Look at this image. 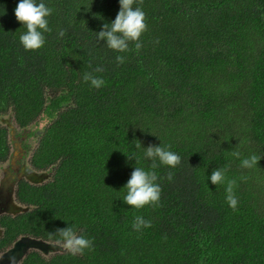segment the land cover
<instances>
[{"label":"trees","instance_id":"trees-1","mask_svg":"<svg viewBox=\"0 0 264 264\" xmlns=\"http://www.w3.org/2000/svg\"><path fill=\"white\" fill-rule=\"evenodd\" d=\"M43 2L51 31L25 51L19 0H0V116L20 129L50 120L29 158L50 178L18 182L15 199L30 209L0 216V251L19 236L54 242L48 233L74 225L93 250H34L19 264H264V0H143L142 48L123 53L96 36L119 0ZM159 144L181 163L155 169L159 205L136 210L123 187L134 167L151 170L143 148ZM9 153L0 124V163ZM253 154L257 167H241ZM216 169L236 181L235 210L227 183L208 179ZM136 216L151 227L135 231Z\"/></svg>","mask_w":264,"mask_h":264},{"label":"clouds","instance_id":"clouds-1","mask_svg":"<svg viewBox=\"0 0 264 264\" xmlns=\"http://www.w3.org/2000/svg\"><path fill=\"white\" fill-rule=\"evenodd\" d=\"M135 4L142 5L143 0H119V11L111 23H104L102 29L96 33L98 41L106 42L109 49L123 53L129 50V45L133 44L139 51L142 48L141 37L147 31L145 13L142 8ZM53 9L46 6L43 0L38 3L37 0H19L14 16L16 21L25 27L26 31L20 35L19 40L25 51H37L45 45V33L51 31L49 28L48 17ZM63 31L60 36H64ZM118 63H124V57L117 56ZM94 72H101L103 68L97 67ZM85 82H90L93 88L99 89L104 85L102 78L94 76L91 72L83 75ZM137 148H142L141 143L137 141ZM144 149V157L151 161L150 169L143 167H134L129 180L123 187L126 189L124 203L131 208L140 210L147 207H156L159 205L161 188L157 183L158 176L155 171L159 166H166L169 169H175L181 163V157L175 152L169 150V146L149 145ZM234 156L239 157V152H234ZM128 160L138 162L135 154L126 157ZM262 157L253 154L241 161V167L251 169L257 167ZM226 169L213 170L208 178L212 185L227 183L226 201L230 208L236 209L238 200L234 194L235 180H227ZM9 176L15 177L10 172ZM173 173H168V180L171 181ZM151 221L145 220L142 216H136L133 229L140 231L142 228H150ZM50 239L57 245H62L63 249L72 255H83L86 250H93V241L86 238L78 231L74 225H68L65 228H58L54 232L48 233ZM14 259V258H10Z\"/></svg>","mask_w":264,"mask_h":264},{"label":"rangeland","instance_id":"rangeland-1","mask_svg":"<svg viewBox=\"0 0 264 264\" xmlns=\"http://www.w3.org/2000/svg\"><path fill=\"white\" fill-rule=\"evenodd\" d=\"M50 123L49 119L44 118V115L38 119V121L30 127L20 129L14 123V119L12 115L6 114L4 116H0V124L7 128L8 132V143L10 147L9 153V162H5L0 165V201L6 200L9 198V202L11 201V196L13 191L15 192L16 187L12 183L14 179L9 176V173H14L15 170L17 176L18 168L24 167V174L22 178L26 179V175H28L29 171L33 169L28 166V159L36 147L37 140L41 135L42 131L45 129L48 124ZM48 171L45 172V175L39 174L40 181H47L50 177ZM43 182V183H44ZM13 216L11 214H7ZM27 245V244H26ZM39 245V243L37 244ZM13 244L9 247L11 249ZM33 248L34 250L38 251L44 258H49L51 255L56 253H61L66 250L63 249L62 245H57L55 242H41L39 246H35L30 248L26 247L23 249L25 253L29 249ZM32 250V251H34ZM30 251V250H29Z\"/></svg>","mask_w":264,"mask_h":264},{"label":"water","instance_id":"water-1","mask_svg":"<svg viewBox=\"0 0 264 264\" xmlns=\"http://www.w3.org/2000/svg\"><path fill=\"white\" fill-rule=\"evenodd\" d=\"M39 174L41 175H45V172H38V171H35V170H32V171H29L28 172V175H26V179L28 182H30L31 184H41L43 183L44 181H40V178L38 177ZM14 191L12 193V196H11V201L12 202H9V198L6 199V200H1L0 201V215H7V214H11L13 216H15L16 214H19V213H22V212H25L27 210H29L30 208L27 207V206H23L19 203H17L16 199H15V196H14ZM1 231V230H0ZM22 241V242H21ZM26 242L27 245L23 246V242ZM41 240H38V239H33V238H27V237H23V238H20V240L18 242H16L15 244H13V250H17L19 253L23 251V249L26 247L30 248L31 247H34V245L37 247L41 244ZM39 243V245H37ZM44 243V242H43ZM29 250H34L33 248L29 249ZM28 250V251H29ZM36 251V250H35ZM27 252V251H26ZM25 252V253H26ZM22 255V253L20 254ZM20 260V259H19ZM18 260V261H19Z\"/></svg>","mask_w":264,"mask_h":264},{"label":"flooded vegetation","instance_id":"flooded-vegetation-1","mask_svg":"<svg viewBox=\"0 0 264 264\" xmlns=\"http://www.w3.org/2000/svg\"><path fill=\"white\" fill-rule=\"evenodd\" d=\"M35 124V123H34ZM33 125V124H32ZM31 125V126H32ZM28 127H30V126H28ZM27 128V127H26ZM22 129H24V128H22ZM29 158H30V156H29ZM5 162H9V159H7ZM5 162H2V163H0V165L1 164H3V163H5ZM28 166L29 167H31L30 165H29V159H28ZM24 167L22 168V167H20V168H18V171H17V176H15V178H14V180L12 181V183L14 184V186L16 187L17 186V184H18V182L19 181H21V180H25L24 178H22V176H23V174H24ZM14 173V175H16V173H15V170L13 171ZM1 216V215H0ZM0 237H1V235H2V229L0 228ZM23 237H27V238H32V237H29V236H19L16 240H14V242H13V244H15L16 242H18L19 240H20V238H23ZM33 239H35V238H33ZM22 242V241H21ZM26 245V242L24 241L23 242V246H25ZM11 246V245H10ZM9 246V247H10ZM9 247L8 248H6V249H4V250H1L0 251V264H19L20 262H21V260L30 252V251H32V250H30V251H27L26 253H24L23 251L22 252H18L17 250H13V248H11V249H9ZM22 253V255H20ZM10 258H14V259H10ZM20 259V260H19ZM19 260V261H18Z\"/></svg>","mask_w":264,"mask_h":264}]
</instances>
